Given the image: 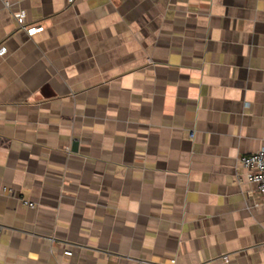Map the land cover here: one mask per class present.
<instances>
[{"label":"crops","instance_id":"0c3cea01","mask_svg":"<svg viewBox=\"0 0 264 264\" xmlns=\"http://www.w3.org/2000/svg\"><path fill=\"white\" fill-rule=\"evenodd\" d=\"M0 44V264H264V0H0Z\"/></svg>","mask_w":264,"mask_h":264},{"label":"built area","instance_id":"2783aa9c","mask_svg":"<svg viewBox=\"0 0 264 264\" xmlns=\"http://www.w3.org/2000/svg\"><path fill=\"white\" fill-rule=\"evenodd\" d=\"M76 0H69L70 3H74ZM6 5L10 4L6 2ZM15 19L18 22L21 28L27 30L31 35L40 32L43 30L42 26L34 27L27 25V12L26 10H20L15 13ZM8 52L7 47L4 44H0V56H4ZM241 163L244 169L246 170V176L249 182H252L257 185L258 192L264 198V147L257 153L243 156L241 158ZM25 204L31 207H35L33 202L25 201ZM67 255H71L72 252L67 250ZM172 263L175 261L172 260Z\"/></svg>","mask_w":264,"mask_h":264},{"label":"water","instance_id":"95a60500","mask_svg":"<svg viewBox=\"0 0 264 264\" xmlns=\"http://www.w3.org/2000/svg\"><path fill=\"white\" fill-rule=\"evenodd\" d=\"M73 145L76 147L77 146V143H74Z\"/></svg>","mask_w":264,"mask_h":264}]
</instances>
